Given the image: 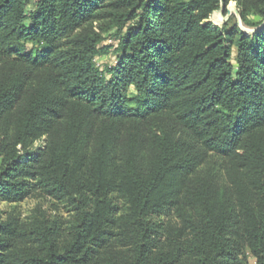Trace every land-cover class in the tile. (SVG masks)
Here are the masks:
<instances>
[{
    "label": "trees",
    "instance_id": "1",
    "mask_svg": "<svg viewBox=\"0 0 264 264\" xmlns=\"http://www.w3.org/2000/svg\"><path fill=\"white\" fill-rule=\"evenodd\" d=\"M36 194L68 216L0 221V264H264V0H0V202Z\"/></svg>",
    "mask_w": 264,
    "mask_h": 264
},
{
    "label": "rangeland",
    "instance_id": "2",
    "mask_svg": "<svg viewBox=\"0 0 264 264\" xmlns=\"http://www.w3.org/2000/svg\"><path fill=\"white\" fill-rule=\"evenodd\" d=\"M238 10L237 4L235 2H231L227 8L224 6V10L221 8L214 12L208 22H211L216 27H224V25L228 24L230 27L237 23L238 27L246 34L248 32L256 31L255 28L251 26H246L240 17L235 13V10ZM229 11L231 15L229 16ZM219 16V17H218ZM252 23L260 21V18H252L250 20ZM248 31V32H247ZM115 30H112L108 33H105L106 40L102 44L104 47L108 46H116L117 40L114 37ZM95 62L98 66L104 67L105 65L114 66L116 64V58L112 53L104 54L98 56L95 59ZM130 93H135V90L132 88ZM47 137H44L34 143L31 147V151L34 153H38L41 149L45 148ZM210 167L216 168V174L218 182L221 186H227L229 182L230 175H233L234 172L228 170V161L226 158L221 156L219 153H211L209 154L207 163L202 167V170H207ZM231 168V167H230ZM65 203H58L51 198L43 197L39 194H36L29 199L25 200L19 204H8L4 202H0V221L8 220L11 218H17L20 221L27 222L29 221L35 214L39 208L45 210L50 217L56 215H63L64 217L68 216V209L65 207ZM251 263L255 264V261L251 259Z\"/></svg>",
    "mask_w": 264,
    "mask_h": 264
},
{
    "label": "water",
    "instance_id": "3",
    "mask_svg": "<svg viewBox=\"0 0 264 264\" xmlns=\"http://www.w3.org/2000/svg\"><path fill=\"white\" fill-rule=\"evenodd\" d=\"M224 10V4H222V11ZM235 13L239 16V12H238V10L236 9L235 10ZM229 16L231 15V12L229 11V14H228ZM239 20H240V16H239ZM248 32V31H247ZM254 32V31H253ZM253 32H248V33H253Z\"/></svg>",
    "mask_w": 264,
    "mask_h": 264
},
{
    "label": "bare ground",
    "instance_id": "4",
    "mask_svg": "<svg viewBox=\"0 0 264 264\" xmlns=\"http://www.w3.org/2000/svg\"><path fill=\"white\" fill-rule=\"evenodd\" d=\"M219 17V16H218Z\"/></svg>",
    "mask_w": 264,
    "mask_h": 264
}]
</instances>
